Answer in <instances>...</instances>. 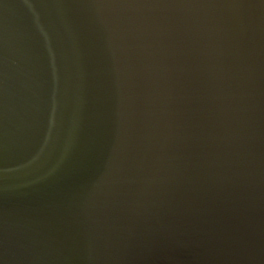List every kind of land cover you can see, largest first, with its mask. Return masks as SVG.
<instances>
[{
    "label": "water",
    "instance_id": "1",
    "mask_svg": "<svg viewBox=\"0 0 264 264\" xmlns=\"http://www.w3.org/2000/svg\"><path fill=\"white\" fill-rule=\"evenodd\" d=\"M0 264H264V0H0Z\"/></svg>",
    "mask_w": 264,
    "mask_h": 264
}]
</instances>
